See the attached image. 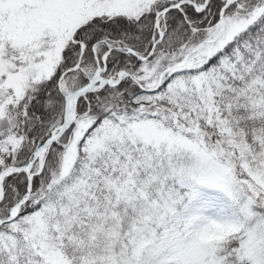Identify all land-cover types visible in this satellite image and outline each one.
I'll use <instances>...</instances> for the list:
<instances>
[{
	"label": "snow or ice",
	"instance_id": "obj_1",
	"mask_svg": "<svg viewBox=\"0 0 264 264\" xmlns=\"http://www.w3.org/2000/svg\"><path fill=\"white\" fill-rule=\"evenodd\" d=\"M0 264H264V0H0Z\"/></svg>",
	"mask_w": 264,
	"mask_h": 264
}]
</instances>
